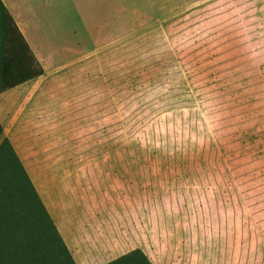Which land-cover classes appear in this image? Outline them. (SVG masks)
I'll return each mask as SVG.
<instances>
[{
  "label": "rangeland",
  "instance_id": "obj_1",
  "mask_svg": "<svg viewBox=\"0 0 264 264\" xmlns=\"http://www.w3.org/2000/svg\"><path fill=\"white\" fill-rule=\"evenodd\" d=\"M14 1L49 68L0 101L2 138L60 235L84 231L75 264H264V0ZM9 190L0 264H34Z\"/></svg>",
  "mask_w": 264,
  "mask_h": 264
},
{
  "label": "trees",
  "instance_id": "obj_2",
  "mask_svg": "<svg viewBox=\"0 0 264 264\" xmlns=\"http://www.w3.org/2000/svg\"><path fill=\"white\" fill-rule=\"evenodd\" d=\"M0 10L3 19L4 31V52L0 62L1 90L0 93L15 89L30 81L40 79L44 76V69L33 54L29 44L24 38L13 17L7 11L0 0ZM3 128L0 124V181L9 178V183L17 182L21 187L20 198L24 197L29 202L24 201L25 207H33L32 214L28 216L25 235L29 236L26 247L32 252L34 264H75L73 257L55 226L50 214L42 203L39 195L35 191L32 182L20 162L13 146L8 139L2 138ZM4 189V188H3ZM5 190V189H4ZM2 197H6L2 198ZM10 197L9 201H6ZM13 194L4 191L0 193L1 213L6 228L12 227L19 215L15 212L19 201L13 198ZM5 203V204H4ZM28 204V205H26ZM15 206V207H14ZM38 232L40 241L35 243L33 235ZM43 240V241H42ZM29 242V243H28ZM29 245V246H27ZM37 253L40 255L38 256ZM109 264H153L145 253L140 250H134Z\"/></svg>",
  "mask_w": 264,
  "mask_h": 264
},
{
  "label": "crops",
  "instance_id": "obj_3",
  "mask_svg": "<svg viewBox=\"0 0 264 264\" xmlns=\"http://www.w3.org/2000/svg\"><path fill=\"white\" fill-rule=\"evenodd\" d=\"M2 3L4 4V6L6 7L7 11L10 13V15L13 17V19L15 20L16 24L18 25L20 31L22 32L24 38L26 39L27 43L29 44L33 54L35 55V57L37 58L38 62L40 63V65L42 66V68L44 69V76H46L48 68H49V64L47 63V60L45 59V57L42 56L40 50L38 49V47L36 45H34L31 41H32V37L30 35V32L28 31V28L25 26V23L22 20L21 15L19 14V4H17L14 0H1ZM24 0H22L23 3ZM31 39V40H30ZM40 81V79L37 80H33L30 81L22 86H19L15 89L12 90H8L5 92L0 93V101L5 100V101H10L11 97H13V95L15 93H18V91H27L28 90V96L27 99H30L29 101L33 100L34 97L36 96V94H38V90H37V86L36 84ZM0 82H1V74H0ZM24 93V92H22ZM1 106V105H0ZM2 108V107H1ZM3 110H0V113H2ZM57 228L61 231V229H63V225H59L58 223H56ZM61 228V229H60ZM59 231V232H60ZM62 237L67 245V247L72 251V246L76 245L79 246L80 251L82 252V254H84V231L80 232V238L79 240H73L71 237H68L64 234H62ZM74 241H76L75 243H73ZM73 252V251H72ZM74 254V253H73Z\"/></svg>",
  "mask_w": 264,
  "mask_h": 264
}]
</instances>
